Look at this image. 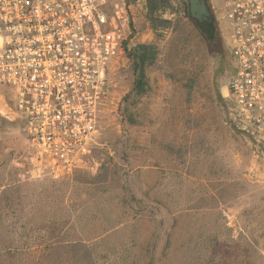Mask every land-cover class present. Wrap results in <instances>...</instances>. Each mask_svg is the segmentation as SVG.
<instances>
[{
  "label": "rangeland",
  "instance_id": "374dc122",
  "mask_svg": "<svg viewBox=\"0 0 264 264\" xmlns=\"http://www.w3.org/2000/svg\"><path fill=\"white\" fill-rule=\"evenodd\" d=\"M107 0L126 14L105 73L99 134L72 174L27 179L25 122L0 84V264H264V134L235 121L225 0H208L222 47L168 0ZM153 45L147 89L134 50Z\"/></svg>",
  "mask_w": 264,
  "mask_h": 264
},
{
  "label": "built area",
  "instance_id": "2783aa9c",
  "mask_svg": "<svg viewBox=\"0 0 264 264\" xmlns=\"http://www.w3.org/2000/svg\"><path fill=\"white\" fill-rule=\"evenodd\" d=\"M233 62L228 97L238 126L264 134V0H225ZM126 14L107 0H0V84L25 122L27 179L73 173L99 134L105 73L119 57Z\"/></svg>",
  "mask_w": 264,
  "mask_h": 264
},
{
  "label": "trees",
  "instance_id": "16d2710c",
  "mask_svg": "<svg viewBox=\"0 0 264 264\" xmlns=\"http://www.w3.org/2000/svg\"><path fill=\"white\" fill-rule=\"evenodd\" d=\"M168 0H148L149 9V20L155 22V16L161 9L168 8ZM186 13L188 14V7H186ZM189 17V15H188ZM208 41L213 44L216 48L222 47V40L219 35L217 24L215 23L213 33L210 36L203 33ZM157 58V49L153 45L139 46L134 50V60H135V87L134 92L138 95L146 92L148 83L146 77V68L151 65Z\"/></svg>",
  "mask_w": 264,
  "mask_h": 264
},
{
  "label": "water",
  "instance_id": "95a60500",
  "mask_svg": "<svg viewBox=\"0 0 264 264\" xmlns=\"http://www.w3.org/2000/svg\"><path fill=\"white\" fill-rule=\"evenodd\" d=\"M189 18L198 26L202 33L211 37L215 18L208 0H187Z\"/></svg>",
  "mask_w": 264,
  "mask_h": 264
}]
</instances>
